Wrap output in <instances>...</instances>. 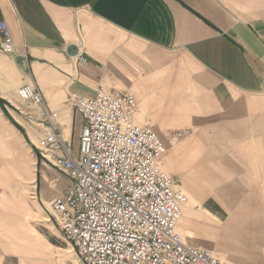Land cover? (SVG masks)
<instances>
[{"label":"crops","instance_id":"crops-1","mask_svg":"<svg viewBox=\"0 0 264 264\" xmlns=\"http://www.w3.org/2000/svg\"><path fill=\"white\" fill-rule=\"evenodd\" d=\"M1 22L15 48H0V264L73 258L52 210L68 188L35 150L48 127L24 85L75 155L71 101L99 87L134 95L136 123L162 138L190 132L161 159L188 196L177 230L226 264H264V0H0Z\"/></svg>","mask_w":264,"mask_h":264},{"label":"built area","instance_id":"built-area-1","mask_svg":"<svg viewBox=\"0 0 264 264\" xmlns=\"http://www.w3.org/2000/svg\"><path fill=\"white\" fill-rule=\"evenodd\" d=\"M0 48L7 53L15 48L5 22ZM18 96L37 108V122L48 127L34 144L42 162L73 181L52 206L76 255L64 264H226L208 249L190 245L177 230L188 197L161 159L168 145L190 132L169 131L162 138L136 123L134 95L99 87L94 96L71 101L85 121L75 155L41 92L24 85Z\"/></svg>","mask_w":264,"mask_h":264},{"label":"rangeland","instance_id":"rangeland-1","mask_svg":"<svg viewBox=\"0 0 264 264\" xmlns=\"http://www.w3.org/2000/svg\"><path fill=\"white\" fill-rule=\"evenodd\" d=\"M76 145H77V143H75L74 144V148H73V150H74V152H76V150H77V147H76ZM178 146V143H176V144H172V145H168V153H170V152H172V151H174L175 149H176V147ZM168 155V154H167ZM41 158V157H40ZM60 178H61V181H60V189H61V193H63V192H65V190L67 189V188H69L71 185H72V183H73V181H72V179L68 176V175H66L65 173H62V172H60ZM176 183H177V181H176ZM65 194V193H64ZM64 194L62 195V196H60V197H58V198H62L63 196H64ZM188 197V196H187ZM58 198H56V199H58ZM55 199V200H56ZM55 200H54V202H55ZM53 202V203H54ZM52 206H53V204H52ZM60 235H59V237L57 238V241L59 242V243H62L61 245L62 246H64L63 244H65L66 245V248H68L69 250H70V255H72V257L73 258H68L69 260H76V256H75V252L73 251V248L71 247V245L70 244H68V242H66L63 238H62V236L63 235H61V233H59ZM61 254H64V252H62V251H60V250H58L57 249V252H56V254L55 255H61ZM69 255V254H68ZM69 255V256H70ZM57 257V256H56Z\"/></svg>","mask_w":264,"mask_h":264},{"label":"water","instance_id":"water-1","mask_svg":"<svg viewBox=\"0 0 264 264\" xmlns=\"http://www.w3.org/2000/svg\"><path fill=\"white\" fill-rule=\"evenodd\" d=\"M67 53L71 57H76L79 54V50L75 46H70L67 50Z\"/></svg>","mask_w":264,"mask_h":264}]
</instances>
